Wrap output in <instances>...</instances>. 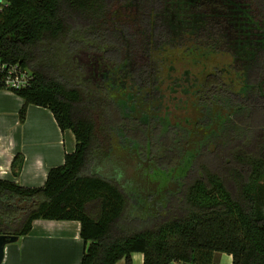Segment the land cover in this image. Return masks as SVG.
Segmentation results:
<instances>
[{
    "label": "trees",
    "instance_id": "trees-1",
    "mask_svg": "<svg viewBox=\"0 0 264 264\" xmlns=\"http://www.w3.org/2000/svg\"><path fill=\"white\" fill-rule=\"evenodd\" d=\"M5 1L0 57L32 73L11 90L24 100L20 122L30 104L48 108L76 148L41 186L0 178V234L22 237L37 219L77 220L81 264H133V252L144 264H264V0ZM182 62L200 67L183 91L198 96L202 121L215 106L230 112L189 155L193 134L155 110L165 67L169 75ZM148 135L188 165L177 192L138 217L123 179L98 167L114 139ZM23 163L18 153L16 176Z\"/></svg>",
    "mask_w": 264,
    "mask_h": 264
},
{
    "label": "crops",
    "instance_id": "crops-1",
    "mask_svg": "<svg viewBox=\"0 0 264 264\" xmlns=\"http://www.w3.org/2000/svg\"><path fill=\"white\" fill-rule=\"evenodd\" d=\"M13 101L11 108L0 105V178L14 180L23 186H41L49 170L61 165L65 153L76 148L75 134L62 130L52 111L30 104L24 123L19 111L24 100L9 90H0V99ZM9 115V117H8ZM18 153L24 155L18 176L12 171V162ZM77 220L37 219L30 233L20 237V244L6 248L3 264H81L84 240ZM231 263L232 255L221 253ZM133 264H144L142 252L132 253ZM116 264H127L126 259Z\"/></svg>",
    "mask_w": 264,
    "mask_h": 264
},
{
    "label": "rangeland",
    "instance_id": "rangeland-1",
    "mask_svg": "<svg viewBox=\"0 0 264 264\" xmlns=\"http://www.w3.org/2000/svg\"><path fill=\"white\" fill-rule=\"evenodd\" d=\"M222 60L228 62L230 58L225 56L222 57ZM172 65L169 75L167 74L168 67L164 69L165 79L158 91V100L160 101L155 104L156 117H168L169 125H178V134L185 135L188 139L193 134L194 139L183 150L184 152L182 151V154L189 155L188 151L196 150L198 142L203 138L209 136H211L209 137L210 140L214 138L213 134L218 133L221 125L227 124L226 115L230 112L227 111L226 107L217 108L215 106L214 112L211 114L212 117H207L205 121H202L203 108L200 106L198 96L191 90L183 91L184 80L188 74H194L200 67L194 68L187 62ZM187 70L189 73H186ZM0 105L11 108L13 101L3 98L0 99ZM135 108L140 110L138 114L141 115L142 109L138 105ZM126 109L127 111L130 110L127 107ZM233 122L237 123L235 120ZM231 124L227 128L224 126L223 132L225 134L229 135L230 131L234 130ZM142 138H136L137 140L114 139L116 145L110 146L109 157L98 167V170L106 176L123 179L124 185L132 194L133 215L138 217L157 212L160 205L165 201L166 195L177 192L180 186L179 181H183V175L188 165L185 164L187 159L185 162H176L177 156L174 151L167 153L164 151V147L158 148L160 146L154 149L151 144L153 140L151 135ZM153 155H157V160H159L153 158ZM16 244H20V240L7 244L6 248ZM223 256L221 253H216L215 258L221 260L222 257L223 261Z\"/></svg>",
    "mask_w": 264,
    "mask_h": 264
},
{
    "label": "built area",
    "instance_id": "built-area-1",
    "mask_svg": "<svg viewBox=\"0 0 264 264\" xmlns=\"http://www.w3.org/2000/svg\"><path fill=\"white\" fill-rule=\"evenodd\" d=\"M6 4L5 0H0V13ZM32 79L31 70L21 63H12L0 57V87L11 91L30 84ZM174 264V263H171Z\"/></svg>",
    "mask_w": 264,
    "mask_h": 264
},
{
    "label": "water",
    "instance_id": "water-1",
    "mask_svg": "<svg viewBox=\"0 0 264 264\" xmlns=\"http://www.w3.org/2000/svg\"><path fill=\"white\" fill-rule=\"evenodd\" d=\"M19 238L20 236L17 234H12V235L0 234V264H2L5 257L6 245L17 241ZM182 264H193V263L183 262Z\"/></svg>",
    "mask_w": 264,
    "mask_h": 264
},
{
    "label": "flooded vegetation",
    "instance_id": "flooded-vegetation-1",
    "mask_svg": "<svg viewBox=\"0 0 264 264\" xmlns=\"http://www.w3.org/2000/svg\"><path fill=\"white\" fill-rule=\"evenodd\" d=\"M109 78V77H108Z\"/></svg>",
    "mask_w": 264,
    "mask_h": 264
}]
</instances>
